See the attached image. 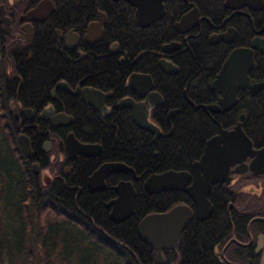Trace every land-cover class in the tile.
<instances>
[{
	"label": "flooded vegetation",
	"instance_id": "af4514ba",
	"mask_svg": "<svg viewBox=\"0 0 264 264\" xmlns=\"http://www.w3.org/2000/svg\"><path fill=\"white\" fill-rule=\"evenodd\" d=\"M0 8V64L10 63L9 52L12 63L24 52L29 60L40 47L48 55L43 83L26 90L27 100L20 89L24 76L4 74L18 82L8 109L17 136L28 140L31 174L36 164L33 175L43 186L102 154V141H84L92 134L88 128L98 129L94 136L115 130L126 140H142V148L155 151L150 161L169 156L175 165L169 170L187 173L190 186L192 165L206 144L238 127L253 155L230 165L225 181L210 185L209 217L197 221L192 202L175 193L186 198L178 205L191 210L190 222L212 220L230 232L214 248L222 263L258 264L264 244V157L255 155L264 151V0H0ZM59 114L69 121L53 126L50 120ZM139 115L158 129L156 136L134 124ZM68 134L99 146L98 155L70 158ZM106 163L123 164L131 173L104 178L103 190L95 193L114 194L104 208L118 182H130L135 192L134 183L143 189L147 177L169 171L142 178L122 162L98 167Z\"/></svg>",
	"mask_w": 264,
	"mask_h": 264
},
{
	"label": "trees",
	"instance_id": "16d2710c",
	"mask_svg": "<svg viewBox=\"0 0 264 264\" xmlns=\"http://www.w3.org/2000/svg\"><path fill=\"white\" fill-rule=\"evenodd\" d=\"M24 54L22 60L12 63L9 52L10 63L0 64V264H53V260L61 264H158L154 251L138 240L136 225L145 215L187 203L186 198L175 192L147 195L140 182L134 183L133 215L113 224L104 208V203L114 196L112 190L91 193L86 180L103 161L122 162L142 178L175 169V165L169 156H157L160 162L150 161L155 151L142 148V140H126L115 130L108 131L106 137L103 133L94 136L98 129L88 128L92 134L83 135L84 141H102V154L74 173L43 186L29 168L34 157L26 161L18 147L15 114L8 109L18 82L4 74L17 71L24 76L21 95L26 90H37L43 83L46 49L38 48L29 60L28 53ZM28 95L27 92L23 99L27 100ZM23 104L29 105L27 101ZM114 183L111 177L109 188ZM196 223L192 220L187 225L175 250L161 252L163 264H224L214 248L230 232L222 231L219 224L211 225L212 220L209 225Z\"/></svg>",
	"mask_w": 264,
	"mask_h": 264
},
{
	"label": "water",
	"instance_id": "95a60500",
	"mask_svg": "<svg viewBox=\"0 0 264 264\" xmlns=\"http://www.w3.org/2000/svg\"><path fill=\"white\" fill-rule=\"evenodd\" d=\"M0 16L3 18L1 8ZM3 24L6 27L7 24L4 19ZM50 114L52 115L51 111H49ZM132 115L135 117L134 111ZM139 119L136 122L134 121L139 129L154 136L158 134V129L145 120V115H139ZM68 121L69 118L62 114L54 115L50 120L53 126L64 125ZM16 141L23 157L29 158L30 149L27 138L20 134L17 136ZM67 150L70 158L76 155L95 157L98 155L100 147L80 144L71 134H68ZM251 155H253V152L250 148V142L236 127L233 132L222 133L218 138L206 144L203 155L198 162L192 165L193 176L190 186H187L189 180L187 173L169 170L147 177L143 182V189L147 195L161 192L185 194L194 205L195 219L201 222L206 220L211 213V207L206 199L210 185L225 181L228 167ZM255 155L258 159H261L264 157V151L256 152ZM261 164H264V161ZM31 170L33 174H37V165L32 164ZM116 173L126 174L131 173V170L120 163L103 164L87 178L88 191L103 190L104 178ZM113 189L115 198L105 204V208L110 209L108 220L113 224H119L133 215L135 192L131 183L124 181L118 182ZM192 216L191 210L184 205L173 206L163 213L145 215L136 225V236L141 243L149 246L154 251L157 263L162 264L161 251H170L175 248L179 235L190 222ZM247 264L251 263L248 262ZM258 264H264V244Z\"/></svg>",
	"mask_w": 264,
	"mask_h": 264
},
{
	"label": "rangeland",
	"instance_id": "374dc122",
	"mask_svg": "<svg viewBox=\"0 0 264 264\" xmlns=\"http://www.w3.org/2000/svg\"><path fill=\"white\" fill-rule=\"evenodd\" d=\"M44 178H45V176H44ZM53 264H61V263L59 262V260H53Z\"/></svg>",
	"mask_w": 264,
	"mask_h": 264
}]
</instances>
